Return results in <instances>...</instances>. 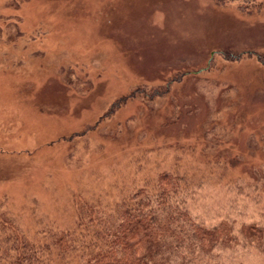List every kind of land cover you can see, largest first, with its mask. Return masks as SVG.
Instances as JSON below:
<instances>
[{"label":"rangeland","instance_id":"1","mask_svg":"<svg viewBox=\"0 0 264 264\" xmlns=\"http://www.w3.org/2000/svg\"><path fill=\"white\" fill-rule=\"evenodd\" d=\"M218 2L27 1L26 37L4 27L0 36V215L31 235L69 228L81 198L113 206L120 184L130 191L133 178L179 170L200 196L194 215L264 227V10L246 15ZM70 67L91 82L68 86ZM143 87L171 93L108 117ZM222 154L233 156L225 175L200 161ZM230 176L257 182L262 201L223 188ZM223 256L264 264L247 244Z\"/></svg>","mask_w":264,"mask_h":264},{"label":"trees","instance_id":"2","mask_svg":"<svg viewBox=\"0 0 264 264\" xmlns=\"http://www.w3.org/2000/svg\"><path fill=\"white\" fill-rule=\"evenodd\" d=\"M23 1L13 0L12 5L8 2L4 6L8 13H0V36L3 27L10 28L14 34L20 28L21 36H25L21 29L24 16L19 9L32 0H25L21 5ZM218 1L222 5L237 6L246 15L264 10V0ZM70 68L63 72L69 80L68 86L79 90L87 81L91 82L78 68ZM170 93V87H143L115 103L107 115L111 118L130 102H144V98L157 101ZM103 121L67 142L84 139ZM193 151L196 149L190 152ZM230 158L233 156L222 154L217 158L202 156L200 161L225 175ZM214 175L220 176L214 173L210 178H203V185L211 183ZM128 183L130 191L126 190V182L120 184V189L125 188L123 197L113 206L102 201L85 203L81 198L69 228L49 224L31 235L8 214H1L0 264H223L226 252L246 244L264 258L263 225L239 223L227 216L219 222H208L194 215L191 205L200 196L187 172L164 170L155 177L137 182L133 178ZM223 188L233 189L238 198L248 195L256 202L263 198L260 185L250 177L230 176Z\"/></svg>","mask_w":264,"mask_h":264}]
</instances>
